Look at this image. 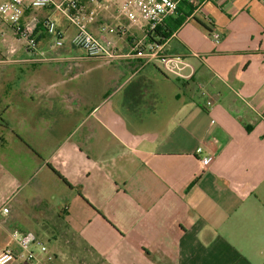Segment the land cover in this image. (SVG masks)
<instances>
[{
  "label": "crops",
  "instance_id": "0c3cea01",
  "mask_svg": "<svg viewBox=\"0 0 264 264\" xmlns=\"http://www.w3.org/2000/svg\"><path fill=\"white\" fill-rule=\"evenodd\" d=\"M124 1L81 5L113 61L74 47L54 8L23 12L34 51L0 17V253L20 230L49 264H264V0H203L165 40L190 79L146 55L153 33Z\"/></svg>",
  "mask_w": 264,
  "mask_h": 264
},
{
  "label": "built area",
  "instance_id": "2783aa9c",
  "mask_svg": "<svg viewBox=\"0 0 264 264\" xmlns=\"http://www.w3.org/2000/svg\"><path fill=\"white\" fill-rule=\"evenodd\" d=\"M187 0H125L121 6V12L133 21L141 20L148 24L151 33L162 25L167 19L177 15L178 7ZM96 4L99 0H5L0 4V17L8 22L16 31L20 40L31 51L37 49V29L40 21L36 17L30 18L26 23H22V16L25 8L47 9L54 8L60 12L69 23L75 28V33L71 38V44L82 50L88 58L103 59L113 61L119 57L115 44L111 40L101 42L88 29L85 17L81 14L82 3ZM46 33L52 40L53 47L63 45L62 34L58 31L54 21L47 19L43 22ZM215 45L221 42V35L217 31L209 33ZM167 41V40H166ZM159 45H151L147 51V56L160 61L164 71L178 78L190 79L195 69L185 59L179 56H171L165 52V42ZM186 69L190 70L187 75ZM208 106L212 103L208 102ZM202 148L197 149L198 154H202ZM214 160L213 155L205 156L201 162L207 168ZM2 212L9 213V208L4 207ZM12 237L18 244L20 250L6 249L0 253V264H9L13 261H21L29 264H49L56 259L48 246L35 233L15 230Z\"/></svg>",
  "mask_w": 264,
  "mask_h": 264
},
{
  "label": "trees",
  "instance_id": "16d2710c",
  "mask_svg": "<svg viewBox=\"0 0 264 264\" xmlns=\"http://www.w3.org/2000/svg\"><path fill=\"white\" fill-rule=\"evenodd\" d=\"M203 0H187L181 3L178 7L177 15L175 17L167 19L162 25L157 27L152 35H150L152 44L159 45L165 40L170 38L174 32H176L182 24L192 15L195 9L201 4ZM199 22V21H198ZM207 31L209 28L199 22ZM157 36V40L155 37Z\"/></svg>",
  "mask_w": 264,
  "mask_h": 264
},
{
  "label": "rangeland",
  "instance_id": "374dc122",
  "mask_svg": "<svg viewBox=\"0 0 264 264\" xmlns=\"http://www.w3.org/2000/svg\"><path fill=\"white\" fill-rule=\"evenodd\" d=\"M23 22V21H22ZM39 233H41L43 236H44V238L46 239V240H48V242H49V244L51 245L52 243H53V240L52 239H50L45 233H43L42 231H40ZM83 250V254L82 253H76L75 254V256L77 257V259L80 257L82 260H84V261H87V262H92V261H94V258H93V256L87 251V250H85V249H82ZM89 255H91V257H89ZM87 258V259H86ZM95 262H93V264H94ZM89 264V263H88ZM91 264V263H90Z\"/></svg>",
  "mask_w": 264,
  "mask_h": 264
}]
</instances>
